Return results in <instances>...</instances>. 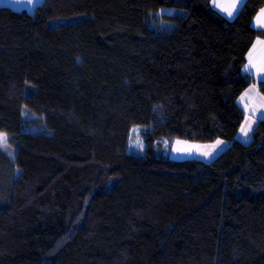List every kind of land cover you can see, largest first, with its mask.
<instances>
[{
	"label": "trees",
	"instance_id": "trees-1",
	"mask_svg": "<svg viewBox=\"0 0 264 264\" xmlns=\"http://www.w3.org/2000/svg\"><path fill=\"white\" fill-rule=\"evenodd\" d=\"M263 7L0 6V132L15 152L0 148V264H264V120L236 139ZM175 138L230 146L210 162L158 156Z\"/></svg>",
	"mask_w": 264,
	"mask_h": 264
},
{
	"label": "rangeland",
	"instance_id": "rangeland-1",
	"mask_svg": "<svg viewBox=\"0 0 264 264\" xmlns=\"http://www.w3.org/2000/svg\"><path fill=\"white\" fill-rule=\"evenodd\" d=\"M1 3L0 5L2 6H9V7H17L18 5L21 4V6H24L26 4H28L29 2L26 0H19L20 4L17 2V0H0ZM42 0H36L34 2L31 3V7L33 6V4H38L40 3ZM26 2V3H25ZM12 3V4H11ZM15 9V8H13ZM18 10V9H15ZM163 13H168V14H175V15H183L184 14V10L182 9H178V8H163L162 9ZM31 13V12H30ZM33 13V12H32ZM263 64V63H261ZM255 74V79L257 81V85L259 84V82H261L260 77L258 75H256L255 70L253 71ZM252 75V74H251ZM264 96V95H263ZM261 113H264V107H262V105L258 106V109L256 111V115L252 116V120L253 121H257V125L258 123L261 121L262 118H260L262 115ZM249 114L251 116V111H249ZM244 123V122H243ZM256 125V127H257ZM255 127V128H256ZM34 130H39V128H34ZM254 128H252V130L249 132V136L244 137L241 135L240 130H239V136L236 137V139L238 140V137H242L244 140H240L243 143H249L252 141L253 139V133H254ZM0 133H4V132H0ZM7 134V133H6ZM251 135V138H250ZM8 136V134H7ZM179 140L181 141L180 144H177L176 141ZM220 141H223V143L216 147L215 149H213V145H215V142H208V143H199V142H193V141H187V140H183V139H163L161 141H159L158 143V149H157V155L158 156H164V157H170L173 159H189V158H198V159H202L204 161L210 162L213 159H215L217 156H219L222 152H224L229 146H230V142L223 140V139H218ZM192 146H199L197 147H192ZM179 148L181 149V151H174L173 149ZM4 150H6L8 153H12V156H15V152L12 149L11 152H9V146ZM189 149H191L189 151ZM204 152H208L210 153V155L205 156L202 155L201 153Z\"/></svg>",
	"mask_w": 264,
	"mask_h": 264
},
{
	"label": "snow or ice",
	"instance_id": "snow-or-ice-1",
	"mask_svg": "<svg viewBox=\"0 0 264 264\" xmlns=\"http://www.w3.org/2000/svg\"><path fill=\"white\" fill-rule=\"evenodd\" d=\"M29 3H32V0H28ZM244 0H230V2L225 5L220 2V0H213V5L215 8H219L222 12L227 14V17L232 19L234 18V13H236L239 8L238 6L243 4ZM254 26L264 29V9H260L257 13L256 17L254 18ZM257 45L264 46V40L257 38L256 43L253 45V49L256 48ZM255 69L256 75L260 77L261 82H264V64L257 65L252 62L251 60V52L249 53V63L244 66V71L246 73L251 74V70ZM255 87V86H253ZM247 95V92L245 93V96ZM245 96H242L240 98L241 103L244 102ZM245 112L247 113L249 111V106L247 104L244 105ZM264 107V105H262ZM256 115V109H251V116L245 115L244 123L240 127V133L242 136L247 137L249 132L252 130V123L254 121L252 120V116ZM262 116H264V113H261ZM133 132L136 131V128L132 129ZM177 144H180L181 141L177 140ZM223 143V141L217 140L215 142V145H213V149L220 146ZM136 146L140 151L143 150V143L141 142L140 138L137 136L135 140H133L132 135L129 136V147ZM8 147V136L6 133H0V148H7ZM192 147H199V146H192ZM174 151H181V149L176 148L173 149ZM191 149H189L190 151ZM202 155L208 156L210 153L204 152L201 153ZM9 155H12V153H9Z\"/></svg>",
	"mask_w": 264,
	"mask_h": 264
},
{
	"label": "crops",
	"instance_id": "crops-1",
	"mask_svg": "<svg viewBox=\"0 0 264 264\" xmlns=\"http://www.w3.org/2000/svg\"><path fill=\"white\" fill-rule=\"evenodd\" d=\"M28 0H26V2H27ZM34 1H36V0H32V2H34ZM17 2L20 4V1L19 0H17ZM25 2V3H26ZM43 2V0L40 2V3H38V4H33V6L31 7V3H28V4H26V5H24V6H21V4L20 5H18L17 7H15V6H13L12 8H15V9H18V10H26V11H28V12H34L35 11V9L37 8V6L39 5V4H41ZM220 2L221 3H223V4H225V5H227L229 2H230V0H220ZM246 2V0H244V2H243V4H241V5H239L238 6V8H239V10H240V8L244 5V3ZM0 3H1V1H0ZM12 4V3H11ZM0 6H2V5H0ZM221 14H223L225 17H227V14L226 13H224V12H222L219 8H216ZM262 9H264V7L262 8ZM238 10V11H239ZM238 11L236 12V13H234V18L236 17V15H237V13H238ZM256 17V16H255ZM228 18V17H227ZM228 19H230V18H228ZM233 19V18H232ZM252 25H253V27L255 28V29H258V30H264V29H262V28H259V27H256V26H254V20H253V22H252ZM261 40H264V38H261ZM256 43V42H255ZM251 60H252V62L253 63H255V64H257V65H260L261 63H263L264 64V46H262V45H257L256 46V48L255 49H253V47H252V49H251ZM249 63V55H248V59H247V63L246 64H248ZM255 69H252L251 70V74L252 75H254L255 73L253 72ZM255 76V75H254ZM253 86H255V87H253ZM247 92V95L245 96V93ZM242 96H245V99H244V102L243 103H241V101H240V98L242 97ZM238 103L240 104V106L242 107V109L245 111V107H244V105L245 104H247L248 106H249V111H251V109H256V111H257V109H258V106H260V105H264V96H263V94L261 93V91H260V88H259V85H257V83H255V84H253V85H251L248 89H246L243 93H242V95L239 97V99H238ZM249 111L246 113L247 115H249L250 116V114H249ZM260 118H262L261 119V121L262 120H264V116H261ZM256 125H257V121H254V123H252V128H254L255 129V127H256ZM240 133V132H239ZM239 133H238V135L237 136H239ZM249 136V135H248ZM250 138H251V135H250ZM238 140H244L242 137H238Z\"/></svg>",
	"mask_w": 264,
	"mask_h": 264
}]
</instances>
